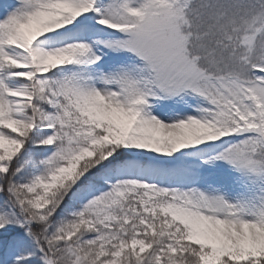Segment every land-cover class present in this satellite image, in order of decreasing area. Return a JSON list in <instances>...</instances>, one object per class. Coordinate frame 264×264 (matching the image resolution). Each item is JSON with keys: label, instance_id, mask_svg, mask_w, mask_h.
Here are the masks:
<instances>
[{"label": "snow or ice", "instance_id": "obj_1", "mask_svg": "<svg viewBox=\"0 0 264 264\" xmlns=\"http://www.w3.org/2000/svg\"><path fill=\"white\" fill-rule=\"evenodd\" d=\"M0 264H264V0H0Z\"/></svg>", "mask_w": 264, "mask_h": 264}]
</instances>
